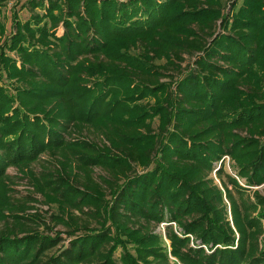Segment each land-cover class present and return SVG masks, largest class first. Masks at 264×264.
Masks as SVG:
<instances>
[{"label":"trees","instance_id":"16d2710c","mask_svg":"<svg viewBox=\"0 0 264 264\" xmlns=\"http://www.w3.org/2000/svg\"><path fill=\"white\" fill-rule=\"evenodd\" d=\"M5 1L0 264H264V0Z\"/></svg>","mask_w":264,"mask_h":264},{"label":"rangeland","instance_id":"374dc122","mask_svg":"<svg viewBox=\"0 0 264 264\" xmlns=\"http://www.w3.org/2000/svg\"><path fill=\"white\" fill-rule=\"evenodd\" d=\"M226 3L228 2V5H230V2L233 0H224ZM241 1V0H238ZM26 0H6L5 5L3 6L4 16L3 19L6 23L7 27V33L9 34L12 31L13 28V13H17L19 18L22 20H26L30 17L31 12L28 10V7L26 6ZM229 9V6L228 8ZM62 29H59V33H62ZM4 37L0 35V44L2 43V40ZM194 58H191V56H186V61L184 62L185 66H190L193 62ZM47 156H43L42 159L38 162H35L32 165V169L35 172H39L42 164H45V159ZM226 169L231 172L230 169V162L229 158L226 159ZM8 172L12 176V182H11V188L12 193L11 197L13 201H27L29 205H34L36 208L34 210H31V213L37 212L42 215V218L46 220V223L49 225V228L44 225L42 221L32 223V226L35 228H38L41 232L48 233L50 235H54L56 231L60 232L63 230L62 225L55 226L54 222L51 221L50 215L55 212L56 206H50L48 204H44V198L40 194H36L34 191V188L30 182V179L27 177L26 174L19 171L16 167H10L8 169ZM98 173H100L99 170H97ZM263 194H264V185L257 187ZM37 199V201L33 200ZM4 226V223L0 221V228ZM50 228H53V232H51ZM157 232H163L165 231V225H160L156 228ZM167 243L168 240H167ZM119 256V252L116 254V257Z\"/></svg>","mask_w":264,"mask_h":264}]
</instances>
